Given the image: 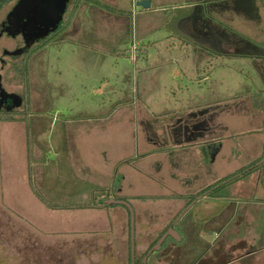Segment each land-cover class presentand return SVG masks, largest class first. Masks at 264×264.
I'll use <instances>...</instances> for the list:
<instances>
[{
  "label": "rangeland",
  "instance_id": "1",
  "mask_svg": "<svg viewBox=\"0 0 264 264\" xmlns=\"http://www.w3.org/2000/svg\"><path fill=\"white\" fill-rule=\"evenodd\" d=\"M17 1L13 0L0 9V58L4 57L7 63H10L7 56L13 55L9 51L22 42L11 27L3 25ZM46 1L40 14L42 22L53 23L52 30L64 29L50 40H47L48 34L45 35V45L28 55L26 77L21 62L16 70L9 67L5 71L4 87L7 91L4 90V97L10 96L17 102L24 99L25 104L23 102L22 107L15 108V112L26 109L28 118L26 121L15 120L20 123L8 124L0 133V160L10 157L26 159L32 191L45 203L49 204L44 199L47 196L45 191L42 192L43 186L38 182V174L42 172L47 176L46 184L53 183V189L59 193L54 199L47 198L53 202H65L70 208L76 207V203L80 207L101 203V196L109 191L112 193L117 186L122 166L128 167L130 177L126 188L130 193H139L138 198L164 190L165 181L152 178V167L146 168V173L142 168L136 172L135 162L144 157L141 153L137 158L130 154L126 164L117 166L108 174L80 172L79 166L85 165L89 155L81 150L76 136L82 134L78 129L80 123L88 121L91 123L87 125L104 127L110 119L124 120L123 126L129 127L126 139L130 153L133 152V142L141 136L142 126L147 124H143L142 119H152L153 123L159 120L165 126L207 121L223 134L217 138L207 131L208 138L204 143L205 146L208 144L207 157L214 154L212 143L230 141L228 143L232 144L235 141L243 147L239 149L240 153L237 152L231 168L249 166L258 161L260 155H256L251 147L260 144L257 138L261 139L264 130L252 125L249 122L251 117L247 116L250 115L248 105L254 110H264V73L256 57L249 59L241 55L261 54L231 53L235 47H222L224 51L221 52L219 47L183 45L182 36L181 39L170 36L174 34L173 26L172 30L164 25L158 26L163 20L161 17L170 13L165 11L174 9L175 5L160 4L156 0L148 1L153 2L152 11L161 12L157 15L137 6L143 0ZM50 9L57 12L58 19L54 18V22L49 15ZM182 13L187 17L185 11ZM44 32H48V28ZM140 113L144 115L141 121L137 115ZM4 117L0 115V120ZM117 129L108 132L106 140L114 142L115 133L120 132L121 127ZM182 129H177L176 138H171L167 130L164 138L183 154L195 144L187 142L185 132H179ZM41 161L47 162L46 167H38ZM89 162L93 164L90 159ZM180 166L182 164H178V170ZM255 174H258V180L253 186L259 191L256 198L264 200V165ZM154 180L158 187L154 186ZM140 200L146 208L152 209L151 198ZM227 212L230 214L226 210L218 221L220 227L228 222ZM13 224L0 220V264H118V258H103L102 237L96 243V239L90 236L88 241L94 242L93 249L80 243L81 247L77 246L74 254L65 253L67 259L62 261L57 259L56 249L46 255L39 245L33 243V237ZM162 225L163 217L153 223L152 228ZM135 227L137 233L139 225L136 221ZM88 235L85 233L83 238ZM16 236L21 243H15ZM231 237L230 232L222 240L229 241ZM120 241L113 238L115 256L123 250ZM173 242L169 239L148 258L147 264H184L185 251L169 248ZM204 245L201 244L198 252H207ZM150 248L151 245L148 250L136 253L137 262H142ZM179 255L182 260L177 262Z\"/></svg>",
  "mask_w": 264,
  "mask_h": 264
},
{
  "label": "crops",
  "instance_id": "2",
  "mask_svg": "<svg viewBox=\"0 0 264 264\" xmlns=\"http://www.w3.org/2000/svg\"><path fill=\"white\" fill-rule=\"evenodd\" d=\"M148 2L151 3V7L144 11L154 12L155 15L161 13L152 11L153 2ZM156 2L175 5L174 9L165 11L170 13L165 15L166 17H161L163 20L158 26L164 25L171 30L173 26L174 34L170 36L180 39L182 36L183 45L219 47L221 52L224 51L222 47H235V51L233 48L231 53L261 54L241 57L249 59L256 57V62L264 73V0H156ZM184 11L187 17H184L182 13ZM248 113L250 115L247 117H251L249 122L261 131L264 130V110L262 108L254 110L248 105ZM137 115L140 116V121L144 117L142 113ZM120 120L110 119L104 127L87 125L89 121L80 123L78 129L82 134L80 137L76 136L77 143L81 145V150L89 155L93 164L87 159L85 165L79 167L80 172L84 174L90 175L95 171L108 174L117 166L126 164L130 154L137 158L141 153L144 157L135 162L136 172L142 168L146 173V168L152 167V178L160 182L165 181L164 190H160L161 194L154 192L155 195L152 196L143 192L146 196L138 198L139 193L128 192L126 188L130 178L128 167L122 166L119 169L117 186L112 189V193L109 191L101 196L103 205L107 200H129L135 213V221L139 225L137 233L135 227L136 253L148 250L163 232L174 229L180 239L170 237L163 245L169 239L174 240L169 248H177L179 252L185 251L184 264H232V262L264 264V200L256 198L259 191L253 186V182L258 180V174L232 185L227 189L225 198L199 197L193 201L204 190L246 167L231 168L240 153L239 149L243 147L241 143L235 141L232 144L228 143L230 141L212 143L214 154L209 158L205 151L208 144L206 146L204 144L208 138L207 131L212 137L219 138L223 135L219 128L213 127L207 121L183 125L184 128L180 123L165 126L161 125L159 120L153 123L152 119L145 118L141 122L147 124L142 126L141 136L139 140L133 142V152L130 153L129 142L126 139L129 127H124L122 124L125 123L124 120L123 122ZM14 123L20 122L5 121L1 118L0 133L2 127ZM119 127L121 131L115 133L116 140L114 142L106 140L108 132H114ZM177 127L183 128L179 132H185L184 138L187 142L195 144L193 147L189 146L183 154L177 151L175 148L177 146H170L168 138H164L167 130L171 138H176ZM92 128L96 130L92 131ZM224 128L228 129L227 126ZM259 139L258 137L260 144L251 147L256 155H260L258 160L264 156V135ZM106 148H109L108 153L105 152ZM26 164V159L21 157L0 160L2 222L7 220L14 223V227L24 229V233L33 237L35 239L33 243L39 245V249L45 251L46 255L56 249L58 260H65V253L74 254L76 247H81L80 243L87 244L89 249H93L94 242L88 241L91 236L96 239V243L99 238H103L104 244L101 249L104 259L115 257L114 259L118 258V264H130L131 214L128 208L122 205L104 207L99 206L100 203H93L87 207H80L76 203V207L70 208L66 207L65 202H53L49 200L50 197H57L59 193L53 189L55 187L53 183L46 184L47 176L42 172L38 174L37 180L43 186L42 192L45 191V195L49 197V199L44 197L49 205L32 191ZM178 164H182L180 170L177 168ZM37 165L46 167L47 162L41 161ZM154 182V186L158 187L157 181ZM41 195L44 196L42 193ZM145 197L152 199V209L146 208L140 200ZM226 210L230 211V214L227 212L228 222L220 227L218 221ZM161 217L163 225L152 228L153 223ZM230 232L232 237L229 241L222 240ZM85 233L89 235L83 238ZM113 238L121 240L123 250L119 251L117 256L112 250ZM21 242L16 236L15 243ZM201 244H205L204 249L207 250L203 254L198 252ZM180 260L182 257L179 255L177 262Z\"/></svg>",
  "mask_w": 264,
  "mask_h": 264
},
{
  "label": "flooded vegetation",
  "instance_id": "3",
  "mask_svg": "<svg viewBox=\"0 0 264 264\" xmlns=\"http://www.w3.org/2000/svg\"><path fill=\"white\" fill-rule=\"evenodd\" d=\"M46 2V0H30L29 3L25 5L24 0H18L3 21V25L7 26L6 28L11 27L10 29L18 34L19 37H17L22 39L20 46H16L14 50L9 51V54L14 55L7 56L10 63H7L4 57L0 58V77L2 79V88L5 91H7L4 87L5 71L9 67L16 68L19 62L24 63L28 55L33 52L34 49L39 47L42 43L47 42V40H50L53 36L58 35L64 29L63 27L60 31L55 29L52 30L53 23L50 22L45 24L42 22L40 14L43 13ZM51 12L53 14H51ZM56 13L54 9L49 10V15H52V21L54 18L58 19L55 15ZM45 28H48V32H44ZM47 34L48 39L46 40L45 35ZM15 108H17L15 107V101L9 97H4L2 92H0V115L10 113L15 110ZM151 250L152 249H150L149 252ZM154 254L155 253H153L150 258L154 256ZM147 255L143 257L141 264H143Z\"/></svg>",
  "mask_w": 264,
  "mask_h": 264
},
{
  "label": "trees",
  "instance_id": "4",
  "mask_svg": "<svg viewBox=\"0 0 264 264\" xmlns=\"http://www.w3.org/2000/svg\"><path fill=\"white\" fill-rule=\"evenodd\" d=\"M12 1L13 0H0V9ZM45 43H42L40 45V47L39 48L37 47L38 49L36 48V49H34V51L41 49L42 48L41 46H44ZM22 65H23V75H24V77H26L27 76V63H26V61L24 63H22ZM22 65H21V67H22ZM16 68H15V70H16ZM23 102L25 104L24 99L22 101H20L19 107H22L24 105ZM26 105H27V102H26ZM27 118H28V112L26 111V109H23L22 111H20V113L15 112V110H13L10 113H6L4 120L5 121H15L17 119H22V120L26 121ZM263 159L264 158H262L261 160H258L257 162H255L249 166L241 168L236 173H234V174L224 178L223 180L217 182L216 184L212 185L208 189L201 192L198 196H196L193 199V201L197 200L199 197H205V198H209V199L218 198V197H221V198L227 197V189L228 188H230L232 185H234V184L252 176L253 174L257 173L258 171H260V169L264 165ZM121 200L130 204L129 200H127V199H121ZM99 206L109 207L108 205H103V203H100ZM181 214H183V213H181ZM170 226L172 227L173 224H171ZM164 233L165 232H163L162 235H160V237L156 240V242L153 245H151L150 249H152L157 244V242L161 239V237L164 235ZM145 255H147V254H145ZM130 264H132L131 258H130ZM135 264H141V262L136 261Z\"/></svg>",
  "mask_w": 264,
  "mask_h": 264
},
{
  "label": "water",
  "instance_id": "5",
  "mask_svg": "<svg viewBox=\"0 0 264 264\" xmlns=\"http://www.w3.org/2000/svg\"><path fill=\"white\" fill-rule=\"evenodd\" d=\"M30 0H24V4H28ZM24 5V6H25ZM138 7H141L143 9H149L151 7V3L148 1H142L137 3ZM0 92H2V94H6L4 92V89L2 88V79L0 77ZM10 97V96H9ZM15 100V107H19L20 106V102ZM105 205H122L125 206L126 208H128V210L130 211L131 214V260H132V264L136 263V237H135V213L134 210L132 209L131 205L124 202V201H118V200H107L104 201ZM172 237L173 239L179 240L180 237L179 235L174 231V229H169L162 237L161 239L158 241V243L152 248V250L148 253V255L145 257L143 264H146L148 258L155 253L156 251L160 250V248L162 247L163 243L168 239Z\"/></svg>",
  "mask_w": 264,
  "mask_h": 264
}]
</instances>
